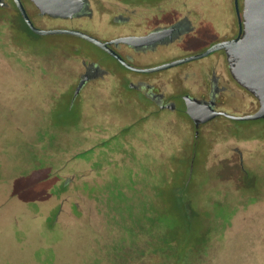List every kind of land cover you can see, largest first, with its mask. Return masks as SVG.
<instances>
[{"label": "rangeland", "instance_id": "rangeland-1", "mask_svg": "<svg viewBox=\"0 0 264 264\" xmlns=\"http://www.w3.org/2000/svg\"><path fill=\"white\" fill-rule=\"evenodd\" d=\"M75 40L37 34L0 10V264H264V118L201 128L185 211L177 189L155 178L185 172V114L149 117L146 100L124 86L121 100L98 83L75 104L56 96ZM161 238L173 249L160 253Z\"/></svg>", "mask_w": 264, "mask_h": 264}, {"label": "flooded vegetation", "instance_id": "flooded-vegetation-1", "mask_svg": "<svg viewBox=\"0 0 264 264\" xmlns=\"http://www.w3.org/2000/svg\"><path fill=\"white\" fill-rule=\"evenodd\" d=\"M21 2L36 26L78 30L107 46L69 32L37 33L25 22L15 0H0V10H14L31 31L40 35L64 34L76 38L66 44L67 50L71 51L70 57L74 59L73 71L62 80V86L66 83L67 86L65 89L61 86L60 90L52 93L59 97L70 93V102L75 104L78 98L95 95V90L87 89L89 83L106 85L110 94L119 98L124 86L146 100L149 117L154 109L171 113L180 110L188 120V143L192 147L191 153L182 157L189 161V171L190 164L193 168L199 156L197 139L201 128L221 117L232 118L221 113L197 127L187 113L188 98L208 102L215 109L227 113L252 112L249 95L253 94L234 78L226 50L217 48L197 57L213 45L239 36L243 28L244 0ZM48 7L51 12L46 10ZM80 42L103 52L111 59L112 65L104 64L88 50L81 52ZM156 66L161 68L147 69ZM80 82L82 84L76 90ZM239 160L243 163L242 152ZM192 175L191 172L189 178Z\"/></svg>", "mask_w": 264, "mask_h": 264}, {"label": "water", "instance_id": "water-1", "mask_svg": "<svg viewBox=\"0 0 264 264\" xmlns=\"http://www.w3.org/2000/svg\"><path fill=\"white\" fill-rule=\"evenodd\" d=\"M35 2L39 0H33ZM23 19L27 25L37 33H55L69 32L87 37L94 42L106 46L100 40L73 29L60 28H40L36 26L28 15L21 0H15ZM51 12L50 7L46 9ZM243 28L240 29L238 37L228 41L219 42L207 49L203 53L197 54V57L207 54L208 52L224 48L226 50L231 72L234 78L242 86L248 89L258 99V107L252 112L244 114H234L219 111L210 103L203 102L199 99H187V113L197 124V127L218 114L224 113L226 116L235 120H252L264 118V0H244L243 6ZM242 20L240 17V26ZM107 47V46H106ZM113 52V51H112ZM113 54L116 55L114 52ZM118 56V55H116ZM161 66L147 68L155 70ZM82 82L79 83L76 90L80 88Z\"/></svg>", "mask_w": 264, "mask_h": 264}, {"label": "trees", "instance_id": "trees-1", "mask_svg": "<svg viewBox=\"0 0 264 264\" xmlns=\"http://www.w3.org/2000/svg\"><path fill=\"white\" fill-rule=\"evenodd\" d=\"M160 139H162V138H160V137H158V136H155L153 139H152V141H153V144L155 145V152H156V154L155 155H157V154H162L163 152H165L164 150H163V145H161L159 142H160ZM157 144H158V147H156L157 146ZM182 160V167H184V170H185V172L184 173H182V175H179L178 177H180L181 179L179 180V181H177L175 178H173V180H172V182L171 181H167V183H166V181L162 184V185H160V181L163 179V180H165V177L164 176H162V178L160 177V176H156L155 178L157 179V181H158V183H157V186L158 187H160V186H167L168 184H169V186H172V188L173 189H177V194H176V198H177V202L180 204V205H182V209H184L185 211H186V209H187V204H186V190L192 185V182H193V176L192 177H188V169H189V161L188 160H186L185 158H182L181 159ZM166 184V185H165ZM163 201V200H162ZM191 221H189V223H190ZM191 224V223H190ZM163 234L162 232H158V230H157V236L160 238V236H159V234ZM162 239V238H161ZM158 242V241H157ZM156 243V242H155ZM194 247L195 245L193 244V242H191V243H189V244H187V245H185L184 246V248H186V247H188V248H190V247ZM169 247H171L172 249H173V243H171V242H164L163 241V239H162V241L159 243V245H158V247H157V249L159 250V252L161 253V252H165V250L167 249V248H169ZM188 248H186V249H188Z\"/></svg>", "mask_w": 264, "mask_h": 264}]
</instances>
